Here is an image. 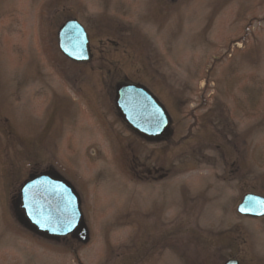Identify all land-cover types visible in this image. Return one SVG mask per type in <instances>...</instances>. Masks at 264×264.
Wrapping results in <instances>:
<instances>
[{
	"label": "rangeland",
	"instance_id": "374dc122",
	"mask_svg": "<svg viewBox=\"0 0 264 264\" xmlns=\"http://www.w3.org/2000/svg\"><path fill=\"white\" fill-rule=\"evenodd\" d=\"M75 18L91 58L62 55ZM139 83L170 119L147 140L119 116ZM80 201L88 241L19 222L29 175ZM264 0H0V264H264Z\"/></svg>",
	"mask_w": 264,
	"mask_h": 264
},
{
	"label": "water",
	"instance_id": "95a60500",
	"mask_svg": "<svg viewBox=\"0 0 264 264\" xmlns=\"http://www.w3.org/2000/svg\"><path fill=\"white\" fill-rule=\"evenodd\" d=\"M60 52L75 62L90 58L89 39L83 25L75 18L65 19L57 28ZM115 105L134 129L161 135L169 130V118L163 106L146 88L133 83L118 84ZM19 222L30 230L50 238L73 233L81 242L88 241L79 198L73 188L52 172L31 174L19 188L15 199ZM244 211H241V209ZM239 214L264 216V196L247 192L236 205ZM228 259L225 264H236Z\"/></svg>",
	"mask_w": 264,
	"mask_h": 264
},
{
	"label": "flooded vegetation",
	"instance_id": "af4514ba",
	"mask_svg": "<svg viewBox=\"0 0 264 264\" xmlns=\"http://www.w3.org/2000/svg\"><path fill=\"white\" fill-rule=\"evenodd\" d=\"M137 134L147 140H155V141H158V140H161V139H166L169 135L166 133H163L161 135H152V134H145L142 130H136ZM165 134V135H164ZM237 261V260H236ZM236 264H238V261L236 262Z\"/></svg>",
	"mask_w": 264,
	"mask_h": 264
},
{
	"label": "snow or ice",
	"instance_id": "6c2138e0",
	"mask_svg": "<svg viewBox=\"0 0 264 264\" xmlns=\"http://www.w3.org/2000/svg\"><path fill=\"white\" fill-rule=\"evenodd\" d=\"M241 211H244V209L242 208Z\"/></svg>",
	"mask_w": 264,
	"mask_h": 264
},
{
	"label": "trees",
	"instance_id": "16d2710c",
	"mask_svg": "<svg viewBox=\"0 0 264 264\" xmlns=\"http://www.w3.org/2000/svg\"><path fill=\"white\" fill-rule=\"evenodd\" d=\"M78 242V241H77Z\"/></svg>",
	"mask_w": 264,
	"mask_h": 264
}]
</instances>
